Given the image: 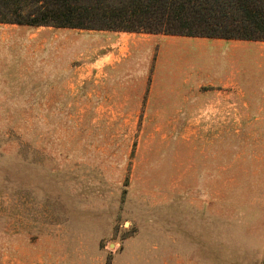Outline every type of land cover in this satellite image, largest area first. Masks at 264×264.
<instances>
[{
    "label": "rangeland",
    "instance_id": "374dc122",
    "mask_svg": "<svg viewBox=\"0 0 264 264\" xmlns=\"http://www.w3.org/2000/svg\"><path fill=\"white\" fill-rule=\"evenodd\" d=\"M179 242L264 264V41L0 23V264Z\"/></svg>",
    "mask_w": 264,
    "mask_h": 264
},
{
    "label": "trees",
    "instance_id": "16d2710c",
    "mask_svg": "<svg viewBox=\"0 0 264 264\" xmlns=\"http://www.w3.org/2000/svg\"><path fill=\"white\" fill-rule=\"evenodd\" d=\"M0 23L264 41V0H0Z\"/></svg>",
    "mask_w": 264,
    "mask_h": 264
},
{
    "label": "crops",
    "instance_id": "0c3cea01",
    "mask_svg": "<svg viewBox=\"0 0 264 264\" xmlns=\"http://www.w3.org/2000/svg\"><path fill=\"white\" fill-rule=\"evenodd\" d=\"M170 244V243H169ZM170 248H175L173 253H169L168 255L164 253V264H186L189 261L187 257V249L194 248L195 250L202 248V244L198 246L197 242L188 244L186 242H179L178 244H170ZM189 249V250H190ZM196 252V251H195ZM200 254V253H199ZM95 259V258H94ZM91 259L89 261H96L97 264H104L103 257L99 256L96 260ZM168 259V260H167ZM85 262H81L79 260H75V258L69 259L66 257L59 258H43L42 256L36 255L33 257H6V264H83ZM93 264V263H92Z\"/></svg>",
    "mask_w": 264,
    "mask_h": 264
}]
</instances>
